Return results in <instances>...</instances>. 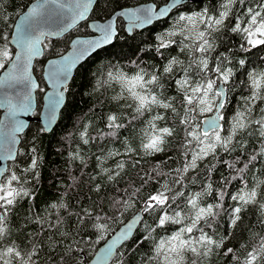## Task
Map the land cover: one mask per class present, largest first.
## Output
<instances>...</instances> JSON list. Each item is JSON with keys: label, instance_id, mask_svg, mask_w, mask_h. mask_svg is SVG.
<instances>
[{"label": "snow or ice", "instance_id": "6c2138e0", "mask_svg": "<svg viewBox=\"0 0 264 264\" xmlns=\"http://www.w3.org/2000/svg\"><path fill=\"white\" fill-rule=\"evenodd\" d=\"M91 0H44V3H37L31 7L24 17L14 26V32L0 36V69L7 67V72L0 77V95L4 96V103L0 107L6 109L4 120L0 121V129H5L3 142H0V160H15L19 150L15 145L19 142L18 133L23 132L26 123L17 119L19 114H28L33 108V92H44L36 78L33 77V59L45 54L52 49V58L47 59L46 65L42 68L43 77L41 83L46 81L51 88V92L46 94V104L43 106L44 122L39 128V132H47L53 126L57 118V112L65 102V94L68 91L69 77L73 70L77 68L81 61L96 52L102 46L110 45L117 38L118 28L125 27L118 24L121 17L126 19L128 31L140 29L145 25H150L154 21H171L169 28L155 36L156 50L168 49L173 46L180 48L183 53L187 51L189 55L188 63L177 57H171L160 71H145L140 68L133 75L129 76L123 71L108 72V80L116 81L123 88V95L131 98L135 113L142 116L145 112H151L153 108L170 110L179 116V125L183 128V138L181 141L182 161L181 166L163 172L161 169L167 161L155 164L150 171L144 172L140 176V187L132 192L131 187L124 190V195L128 199L114 201L120 205L119 210L123 212L133 206V197L140 196L144 187L149 184H156L147 196L142 197V205L137 209L130 221L122 224L118 232L111 234L105 240L95 254L93 264H126L123 261L125 255V245L132 240L136 225L144 223V215L154 216L155 227L146 226L147 235L136 241L142 245L143 241L152 239V234L156 229L167 230L168 225H179L171 235L160 241L153 242L152 255L142 258L141 264H185L186 254L206 257L210 255L214 248H220L224 239H213L212 235L206 233L198 227L201 221L208 222L209 218H214L221 207L219 203H208L201 206L202 198L213 191L212 184L209 183L202 191L191 192L190 185L195 183V179L188 180V175L199 170L200 162L208 157L218 158L223 161L220 153L231 154L242 150L243 156L247 158L245 163L241 156H237L235 162L243 166L237 169L238 177L243 180V173L249 168L252 162L258 157L264 156V68H252L248 70L245 59H240L237 63L247 72L245 83L249 88V94L242 97V106L237 108L231 118L227 117L224 109L228 102L226 88L235 73L232 67H226L224 61L227 57H213L210 63L209 55L215 50L214 33L225 27L226 21L232 17L233 22L229 27L233 33H238L243 37L244 43L240 45L241 51L247 52L250 49L264 47V0H254L253 6L242 7L240 12H235V5L244 6L248 0H220L219 10L210 11L208 7H202L198 11L185 10L184 0H164L163 5L155 4L128 9L122 13H117L106 22H96L89 25L93 30L90 38H77L71 41V50L56 52L53 38H59L72 29L81 20L86 19ZM54 5L48 8L46 5ZM182 39H173L174 37ZM14 44L18 51L13 54L8 45ZM177 66L179 71H176ZM171 78L179 99L177 107V96L161 98L155 94L154 86L160 85L163 77ZM100 84V81H97ZM19 87L20 92L13 97L4 95L5 90H13ZM116 97L115 99H119ZM182 110L183 115H180ZM200 117H203L201 119ZM135 118V117H134ZM163 115L152 116L147 121V128L143 130L144 135L140 145V150L144 156H154L164 151V145L169 137H173L177 131L175 125L172 127L159 126V121H165ZM119 117L115 114L107 116V132H102L100 139L105 137H117L119 130L124 127L118 122ZM257 138L260 143L258 151L254 150L251 155L247 153L249 138ZM88 126H83L80 132V140L83 145L90 143ZM35 148L32 152L35 153ZM130 146L126 147L125 153L118 151L109 152L107 157L101 155L97 158V165L100 172L107 175V181L119 183V178L125 170L128 161L118 160L115 170L103 167L104 161L110 157H119L134 153ZM73 159H80L84 163V158L79 151L70 154ZM38 157L32 156L30 163L23 172L31 173L38 165ZM136 163L132 167L137 166ZM206 170L211 171L212 167ZM233 168L234 164H228ZM16 171H9L5 178V171L0 170V261L2 264H38V244H32L30 248L24 249L12 241L7 246L3 243L11 233L8 216L12 207L20 199L29 197L31 192L24 185L27 180L23 175H18ZM171 177V179H169ZM163 179V183H161ZM179 185L180 187H174ZM96 190H101V185L97 184ZM131 192V195L129 193ZM223 197V193H220ZM231 199L236 202L230 208L229 224L235 228L242 220V212L248 205L258 206L262 217H264V181H259L255 186L249 188L244 185ZM63 202L53 203L51 208H66ZM93 213L85 210L83 217H78L83 221L85 217L91 218ZM57 218V225L61 223ZM102 217L96 215L92 227L100 234L97 243L104 240L108 234L109 225L101 222ZM38 223L43 227V221L39 218ZM264 224V219L261 220ZM48 227H55L49 224ZM199 232V235H193ZM66 235V233H65ZM245 247V245H241ZM233 248H228L225 255L232 254ZM237 264H241L239 257H235ZM195 264V261H193ZM242 264H264V236L259 239V244L247 251Z\"/></svg>", "mask_w": 264, "mask_h": 264}, {"label": "trees", "instance_id": "16d2710c", "mask_svg": "<svg viewBox=\"0 0 264 264\" xmlns=\"http://www.w3.org/2000/svg\"><path fill=\"white\" fill-rule=\"evenodd\" d=\"M33 0H0V36L11 33L17 16ZM145 2L163 4L164 0H97L89 19L104 20L117 10L137 5ZM220 0H188L185 4L186 11H198L202 7H208L210 11L219 10ZM254 0H248L244 6L235 5V12H240L242 7L253 6ZM232 17L226 21L225 27L214 33L215 50L210 53V63L213 57H227L224 61L226 67H232L235 73L229 81L227 88L228 102L224 109L227 117L231 118L237 108L242 106V97L249 94V88L245 81L247 72L237 63L240 59H245L248 70L252 68H264V47L250 49L247 52L241 51L240 45L244 43L243 37L230 30ZM118 24H124L122 19L117 20ZM171 21H156L152 26L133 30L127 34L125 27L118 28V35L112 45L100 50L78 67L72 78L68 91L66 92V103L60 113L59 120L49 134L39 132L41 125L37 120H31L27 130L21 136L19 154L14 162L8 166L9 171H16L18 175H23L27 180L24 185L29 189L31 195L20 199L15 204L8 216L11 233L3 243L7 246L15 241L21 248L28 249L32 244H38V264H86L85 259L90 258L96 249L121 225L127 218L132 216L142 205V197L147 196L156 184H149L144 187L140 196L133 197V206L123 212L121 207L114 201L121 198L128 199L124 195V190L130 188L132 192L140 187V175L150 171L152 167L160 162L167 161L162 167L163 172H169L181 166L182 149L181 141L184 135L182 126L179 125V116L170 110L153 108L152 111L145 112L142 116L135 113L133 104L127 93H123L121 84L108 80V72L123 71L131 76L135 71L143 68L145 71H160L171 57H177L188 63L189 55L187 51L181 52L180 48L173 46L168 49L156 50L155 36L169 28ZM75 35H90L88 21L80 23L64 36L52 39L56 52L68 50L70 41ZM173 39H182L177 36ZM9 50L14 53L13 47L9 44ZM52 49L34 62V75L41 88L46 90L45 82L41 83L42 68L45 61L51 58ZM2 69H0L1 72ZM176 71H179L177 66ZM100 81V84H97ZM160 85L154 86L155 94L163 97L177 96V107L179 106L178 93L172 84L171 78L165 76L161 79ZM45 92V91H44ZM44 92L36 91V109L33 117H37L43 103ZM120 97L119 99H115ZM180 115H183L182 110ZM1 113V112H0ZM115 114L119 117L118 122L123 124L117 137H105L100 139L102 132H107V116ZM166 116L165 121H159V126H176L177 131L173 137L168 138V142L163 146L164 151L154 156H144L140 150L143 139V130L147 128V121L152 116ZM135 117V118H134ZM201 118V117H200ZM88 126V134L94 139H90L88 145H83L80 140V132L83 126ZM132 147L135 151L129 155L110 157L104 161L103 167L115 170L118 160L128 161L125 170L119 178V183L107 181V175L100 172L97 165V158L101 155L107 157L109 152L118 151L125 153L126 147ZM35 148V153L32 149ZM260 148L259 140L255 137L248 139L247 153L251 155L254 150ZM79 151L84 158V163L80 159H73L71 153ZM37 156L38 165L31 172H23V169L30 163L32 156ZM223 161L218 158L208 157L200 162L199 170L188 175L185 183L193 178L195 183L190 185L191 192L202 191L209 183L212 184L213 191L205 195L201 200V206L206 204H217L221 207L217 209V215L209 218L208 222L201 221L198 227L213 236V239H224L220 248H214L212 253L206 257H195L191 253L186 254L185 264H237L235 257L243 262L247 251L259 244V239L264 236V224L258 206L248 205L242 212V220L233 228L229 224L231 215L229 209L234 207L236 202L231 199L245 184L249 188L255 186L259 181H264V156L249 165L243 173L241 180L237 175V169L242 164L236 163V157L241 156L244 162L247 158L243 156L242 150L231 154L220 153ZM137 163L135 168L133 163ZM228 164H234L229 168ZM211 171H207L208 167ZM6 173V175H7ZM5 175V178H6ZM171 179V177H169ZM163 183V179L160 181ZM97 184L101 185V190L97 191ZM174 187L179 188V185ZM223 193V197H220ZM131 195V192L129 193ZM63 202L66 208L53 209V203ZM85 210L93 213L91 218L85 217L83 221L78 217H83ZM96 215L102 217L101 222L109 225L108 234L104 240L97 243L99 233L91 225L95 221ZM61 223L57 225V218ZM43 221L37 222V219ZM155 217L145 214L144 223H141L134 234L132 240L125 245V255L123 261L126 264H141L142 258L152 255L153 242L166 238L175 231L179 225H168L167 230L156 229L152 234V239L137 244L136 241L147 235L146 226L155 227L153 221ZM55 227H48V225ZM66 233V235H65ZM193 235H199L194 232ZM245 245V247H241ZM228 248H233L234 252L225 255ZM80 251V253H79ZM2 264V261H0Z\"/></svg>", "mask_w": 264, "mask_h": 264}, {"label": "water", "instance_id": "95a60500", "mask_svg": "<svg viewBox=\"0 0 264 264\" xmlns=\"http://www.w3.org/2000/svg\"><path fill=\"white\" fill-rule=\"evenodd\" d=\"M187 1H188V0H184V3H187ZM96 2H97V0H91V2L89 3V9H88V12L86 13V19L79 21V22L77 23V25H79L80 23H82V22H84V21H88V27H89V25L92 24V23H96V22H106L110 17H114L117 13H122V12L128 10V9L140 8V7H145V6H149V5H152V4H153V2H148V3H141V4H138V5H135V6L124 7V8H121V9L117 10V11L114 12L111 16H109L108 18H106V19H104V20H91V19H89V17H90V15H91V12H92V10H93V8H94ZM37 3H44V0H33V1H32V2H31V3L25 8V10L17 16V18H16V20H15V22H14V25H13V28H12L11 32H14V26H15L16 24H18L19 21H20V20L24 17V15L28 12V10H29L31 7H33L34 5H36ZM162 5H163V4H162ZM46 7H48V8H54L55 6H54V5H51V4H48V5H46ZM120 19H122V20L125 22V29H126L127 34H131L132 31L130 32V31L127 30L126 19L123 18V17H121ZM157 21H160V20H157ZM155 22H156V21H154L153 23H155ZM153 23H152V24H153ZM152 24H150V25H145L144 27L140 28L139 30H142V29H145V28H147V27H150ZM77 25H76V26H77ZM76 26H74L73 28H75ZM73 28H72V29H73ZM72 29H70L68 32H70ZM89 31H90V33H91L90 35H75V36L71 39V41H72V40H75V39H77V38H90L91 35H92V33H93V30L89 27ZM117 31H118V30H117ZM68 32H66L65 34H67ZM65 34H64V35H65ZM64 35H63V36H64ZM117 35H118V32H117ZM61 37H62V36H61ZM59 38H60V37H59ZM53 39H56V38H53ZM71 41H70V46H69L68 51L71 50ZM114 41H115V39L113 40V42H112L110 45H112V44L114 43ZM10 45H11V46L13 47V49H14V53H13V54H15V52L18 51V49L16 48V46H15L14 44H10ZM110 45L102 46V47H101L100 49H98L96 52L89 54V55L85 58L84 61H81L80 64L77 66V68H75V69L73 70L71 76L69 77L68 86H69V84H70L72 78L74 77V74H75L76 70L78 69V67H79L80 65H82L84 62H86L89 58H91L93 55H95L96 53H98L100 50H102V49H104V48H106V47H108V46H110ZM42 56H43V55H42ZM42 56L34 58V59H33V65H34V62H35L37 59L41 58ZM48 59H49V58H48ZM46 63H47V60L45 61L44 66L46 65ZM44 66H43V67H44ZM6 72H7V67L1 70V72H0V77H3V76L5 75ZM32 75H33L34 78H36L35 75H34V71L32 72ZM42 76H43V73H42ZM36 80H37V79H36ZM37 82H38V81H37ZM44 82H45V84H46V90H45V92H44V94H43V103H42V107H41V109H40V112H39L38 116H37V117H33V113H34V111H35V109H36V106H37V103H36V91L33 92V108H32V110H31L28 114H19V115L17 116V119L24 121V122L26 123L27 126L25 127V129L23 130V132L17 134L18 137H19V142L15 145L16 149H19V146H20V143H21V136H22V135L25 133V131L27 130V128H28V126H29L31 120H37V122H38L40 125H42L43 122H44V111H45V109H44L43 106H44V105L46 104V102H47V101H46V94H47L48 92H51V88H50V86H48V84H47L46 81H44ZM20 91H21V89H20L19 87H17V88L15 89V91H13V90H11V89H9V90H5L4 95H6V96H8V97H13V103H15V95H16L17 92H20ZM226 94H227V88H226ZM4 102H5V100H4V96H3V95H0V103H4ZM65 103H66V94H65V102H64V104L61 106V109L57 112V118H56V120L54 121L53 126L50 128L49 131L44 132L45 134H49L50 132H52V130H53L54 127L56 126V124H57V122H58V120H59L60 113H61V111H62V109H63ZM0 112H1V113H0V121H2V120H4V118H5V115H6V109L3 108V107H0ZM201 119H203V117H201ZM4 132H5V129H0V142H3V139H4ZM16 157H17V155H16ZM16 157H15V159H16ZM13 161H14V160H8V159L0 160V170H4V171H5V175H6V173H7L8 164H9L10 162H13ZM136 212H137V211H136ZM136 212H135V213H136ZM135 213H134V214H135ZM134 214H133V215H134ZM133 215L130 216L129 218H127L123 223H125V222H127V221H130V220L132 219ZM143 215H145V214H143ZM123 223H122V224H123ZM122 224H121V225H120V226H119L114 232H118L119 229L121 228ZM139 225H140V224L136 225V229H138ZM136 231H137V230H136ZM136 231H135V233H136ZM114 232H113V233H114ZM135 233H134V234H135ZM110 236H111V235H110ZM110 236H109L107 239H109ZM133 236H134V235H133ZM107 239H106V240H107ZM104 242H105V241H104ZM104 242H103V243L97 248V250L95 251V253H96L101 247H103ZM128 242H129V241H128ZM128 242H127V243H128ZM79 253H80V251H79ZM95 253H94V254H95ZM94 254H93V256H92L90 259H85V260H86V264H93Z\"/></svg>", "mask_w": 264, "mask_h": 264}, {"label": "flooded vegetation", "instance_id": "af4514ba", "mask_svg": "<svg viewBox=\"0 0 264 264\" xmlns=\"http://www.w3.org/2000/svg\"><path fill=\"white\" fill-rule=\"evenodd\" d=\"M145 3H148V2H145ZM140 4H141V3H140ZM137 5H138V4H137ZM161 5H162V4H161ZM132 6H135V5H132ZM127 7H129V6H127ZM123 8H124V7H123ZM160 21H161V20H160ZM153 24H154V23H153ZM153 24H152V25H153ZM152 25H151V26H152ZM147 28H148V27H147ZM135 30H139V29H135ZM132 32H133V31H132Z\"/></svg>", "mask_w": 264, "mask_h": 264}]
</instances>
